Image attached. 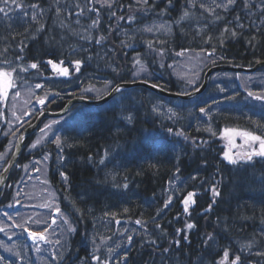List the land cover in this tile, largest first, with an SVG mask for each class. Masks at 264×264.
<instances>
[{
	"label": "bare ground",
	"instance_id": "obj_1",
	"mask_svg": "<svg viewBox=\"0 0 264 264\" xmlns=\"http://www.w3.org/2000/svg\"><path fill=\"white\" fill-rule=\"evenodd\" d=\"M84 1L86 2L83 3V0H44L45 3L35 7L38 10L50 7L52 19L49 22L51 23L49 28L47 27L43 34L45 38L43 42L44 44L52 42L53 45L47 47L45 51L42 47L36 46L37 41H33L36 45L27 42L21 44L22 49H11L10 47L4 52L0 51V70L10 73L11 78L18 86L25 82L44 84L46 85L45 90H50L58 95V98H49L44 106L50 108L54 113L65 110L60 117L62 119L68 117L69 120L67 124H63L64 127L61 131L69 139L70 135H75V132H92V126L87 125L85 121L81 122L80 127H71L76 117L80 116L83 111L94 115L101 108H107L110 115L108 127L114 132L112 139H108L110 140L108 143L117 151L113 154V149H107V147L103 150L96 149V154L100 157L95 160L94 157L88 156L86 168L95 171L99 178H114L116 183L106 184L111 189H118L127 183L128 188L123 187V191L131 193L133 189L131 187H137V180L134 182V179L133 181L128 179L129 167L133 166L130 164L131 162L136 161L140 168L144 167V169L152 171L153 168L148 167V162L157 163L160 161L161 167L157 168V172L162 173L161 177L158 178L153 173L150 178L151 184L154 185V196L161 195L162 187L169 185V181H172L176 176H180L190 183L186 188L178 189L180 197L177 198V204L173 203L165 207L169 213L178 209L179 205L184 206L183 200L188 192L196 193L194 206L197 203L203 204V202L205 205H211V201L215 200L213 207H216L219 202L227 204L232 202L235 196L241 197L249 193L251 190L244 187L246 181L264 178V158L253 157V160L250 161L251 165L244 161L234 165L225 158V153L239 159L240 156L251 151V147H259L258 142L249 140L242 134L244 132L264 136V104L262 103L264 102V58L258 63L242 66L229 57H225L224 53L229 48L227 46L231 47L232 44H238L241 47L249 46L250 50L256 47L249 45L251 39L244 38L242 40L238 33L240 31L245 37L249 35L250 31L257 41H264V0H235V3L231 4V8H228L229 10L225 9L223 1L196 0L195 5L198 7L196 6L195 9L197 8L198 12L188 8L187 0H171V3L169 0H147V3H144V0H118L119 7L114 14V19L117 20L111 19V15H104L106 10H101L97 6L96 0ZM224 1L228 2V0ZM156 2L160 10L158 13H154V10L150 8V5ZM185 12L188 13L186 17L184 16ZM85 13L89 14V20H85ZM157 20L169 23L168 28L160 36H155L147 30L140 31L138 27H135V25L143 27L147 24L146 28H148L150 23ZM93 21L96 23L94 24ZM181 23L186 24L183 27ZM80 27L81 29H79ZM225 28L229 31L225 32ZM37 30L39 31V29ZM233 30L236 33L235 36L232 35ZM10 33H16V30ZM1 40L3 41V39ZM229 49L231 50V48ZM40 50L42 53H39ZM17 53L20 55L17 56ZM103 57L111 59L112 69L109 67L106 69V66L101 64L100 61ZM185 59L192 62L204 59L201 61L205 65L203 72L200 73L199 82L191 88H188L184 81L188 78L191 79L195 72L185 73L175 69L176 64ZM137 60L140 61L139 64L136 63ZM48 61L53 63L49 64ZM76 61H80L78 71L76 70ZM32 63H37L38 67L31 68ZM188 65L189 69L187 70L189 71L197 69L195 64ZM63 68L68 69L67 75H63L60 71ZM87 71L101 72L107 79L104 83H99L98 91L100 92L106 85L108 86L99 96L84 93L80 85L65 88V84L68 85L72 81L79 80ZM32 72L37 73L38 76L36 77ZM139 72H142L141 77H137ZM215 81L216 86L214 85ZM127 85H131V87L126 89ZM201 87L204 90L201 91ZM117 88L120 92L116 90ZM155 89L160 91H153ZM192 93L199 95L195 98L185 99L182 97ZM258 97L260 98L258 99ZM103 99L107 101L99 107L77 102L78 100L99 101ZM158 104L169 106L170 112L168 111V114L155 113L154 106ZM201 108L206 112H201ZM174 112L176 113L172 116ZM44 114L45 112H40L38 118ZM128 117H131V120ZM44 121L50 122L49 117H46ZM104 130L106 131L105 128ZM89 140L95 141V138L90 137ZM166 140L169 144H161ZM73 141L75 145L72 141L67 145L73 149L74 158L77 159L78 154L82 155L80 149L83 146L75 142L76 140ZM33 142H27L25 148H30ZM66 142L61 141L60 144ZM17 143L18 140H12L9 136L0 138V154L10 144L16 145ZM52 143L56 144V139L52 140ZM174 145L176 147L173 150ZM90 147L92 149L93 144ZM105 151L108 153L106 158ZM176 152L177 154H174ZM133 153L137 159L133 158ZM125 154H129L134 161L127 160ZM160 154L164 156L163 160H160ZM23 156L25 159L24 163L20 165L21 171L17 167L14 169L19 174L17 179L19 194L16 192L13 194L21 195L26 207L28 206L27 198L28 201L32 199L36 201L34 200L36 196L29 197L32 195V185L29 192L20 191L21 175L25 174L24 170L34 175L37 171L35 167L30 166L35 162L46 164V161H41L43 158L36 157L35 151H31L21 154L17 164L21 162ZM102 158L105 161L103 164L100 163ZM80 160V158L77 159V161ZM216 160L232 169L228 174L229 181H220V173L224 176L225 168L219 170L217 167L212 169L207 166ZM72 165L76 167V162ZM46 167L49 170L48 175L45 171L43 173L42 169L41 171L43 176L52 183L55 194L59 196V206L62 207V201H70L69 193L80 199L81 203L90 205V199L94 194L83 185L73 183L66 172L67 164L61 163L58 170L50 165H45ZM4 169L5 167L2 166L0 179ZM69 170L77 172L76 168ZM50 171L55 174V177L50 175ZM61 173L66 174L67 179ZM10 176L0 193L9 183ZM140 176L143 179L146 178L144 174ZM232 185L238 187L233 189ZM213 186L220 193L217 197L212 194ZM225 193L228 194L225 195ZM120 199L122 198H119V201ZM114 203L116 204V202ZM116 205L119 209L124 208L120 204ZM29 209L35 208L29 207ZM145 209L146 216H150L152 208ZM121 211L124 213H122L123 217L131 218L128 215L129 211L127 213ZM3 212L6 215L9 214L6 211ZM206 214H201L200 222L205 220ZM136 217L137 215L131 219ZM79 218L81 217L79 216ZM167 226L170 227L171 224L168 223ZM251 226L256 228L255 223H252ZM30 228L35 229V226ZM150 228L152 230V225ZM180 230L188 238L187 244L192 246H199L200 242L197 239L206 242L214 241V239L207 240L204 235L200 236V232L191 233L193 235L191 239L189 232L184 229ZM160 233L161 228L155 224L154 235L151 233L152 235L149 237H138L136 241L142 244L146 241L152 243L154 241L153 245H155L161 241L162 237L157 236ZM169 233L170 231H164L165 242L180 241L181 234L172 237ZM259 233L262 235L263 229H260ZM250 240L247 239L242 243L245 245L248 242V255L259 254L256 252L259 248L256 251L251 249ZM139 248L141 249V247ZM185 252L187 253V250ZM1 255L5 259L7 258L10 263L12 262L9 254L3 248H1ZM192 256L199 260L203 255L197 250L192 252ZM60 260L59 264H64V261ZM177 262H179L178 264H192L180 258Z\"/></svg>",
	"mask_w": 264,
	"mask_h": 264
},
{
	"label": "trees",
	"instance_id": "obj_2",
	"mask_svg": "<svg viewBox=\"0 0 264 264\" xmlns=\"http://www.w3.org/2000/svg\"><path fill=\"white\" fill-rule=\"evenodd\" d=\"M42 3H45L44 0H22L20 6H23L27 9H33L37 6H41ZM150 8L154 10V13L160 12L157 2L153 5H150ZM113 20L117 19L113 18ZM185 24L186 23H181L183 27ZM230 27L232 28V26ZM36 29L37 28H33L32 30L26 29V31L22 30L13 34H3L2 36H0V51L4 52L10 47L11 49H22L21 44L30 42V40L36 35ZM44 29L46 30V28ZM238 33L242 40L244 38L251 39L249 45H251L252 47H256L250 50L249 46L241 47L238 44H232L231 47L227 46L231 48V50L229 48L226 49L227 52L224 53L225 57H229L234 62L242 66L251 65L258 63V61H262L261 59L264 58V41H257L250 34V31L249 35L246 37L244 36V34H242V31ZM42 34L43 33H38L37 31L38 38L42 37ZM1 39H3V41ZM37 42V45L34 43L31 44H34L37 47H42V49H44L45 51L47 50V47L53 45V43L51 42L46 43L47 46L46 44L42 46V39H38ZM39 53H42L41 50L39 51ZM19 55L20 54L17 53V56ZM109 117L110 115L108 114V110L106 107L105 109L101 108V110L94 113V115H89L86 112H82L80 116L76 117V120L73 122L74 124L71 125V127H80L82 121H85L87 125L92 126L91 133L75 132V135H70V139L69 137L67 138V140L69 139L67 141L68 143L72 141L73 145H75L73 140H76L75 142H77L80 146H83L80 149L82 150V155L78 154L77 157V159H81L80 161H77V159L74 158L75 153L74 151H72V148L67 145L63 146L61 144L57 146V144L52 143V140L50 142L51 145L48 148H43L35 152V156L40 158H43L45 153H49L51 157L50 166L57 170L60 168L61 163L67 164L66 172L69 174L67 175L73 181V183L75 185H83L87 190L91 191L94 194L92 199H90V205L81 203L77 197L71 195L70 193L68 195V199L70 201H62L63 209L69 211H71L72 209L73 212H78L81 217L79 218L73 216L74 218H76L73 219V222L76 226V232L71 238L70 248L66 254V257L62 259L64 261V264L67 260H69L70 255L73 253V251L74 253L76 252L79 254L78 258H80L81 255L84 254L86 255V257H89L92 260L95 257V249L92 248V246H94V243L88 240V231L92 224L87 218V215H89V206L92 205L98 208H103L108 205L107 202H115L116 199H118L119 201V198H123L126 201L130 199V191H123V186L118 189H111L108 186L109 183H116L114 178H99L95 171L86 168L88 156L94 157L95 160L100 157L96 154V149L103 150L106 147L107 149H113V146H110L108 143V141H110L108 139H112V136L114 134V132L108 127L110 123ZM104 128L106 129V131L104 130ZM90 137L95 138V141H90ZM55 139L60 140L59 135H55L53 140ZM91 144H93L95 149L94 147L91 149ZM116 151L117 149L114 148L113 154H115ZM125 157L127 158V160L134 161V159H137L134 153V159L129 154H125ZM159 157L160 160L164 159L163 156L159 155ZM24 159L25 156H23L21 162H19L16 166L17 168H19V171H21L20 165L24 163ZM7 160L4 162L3 166L6 164ZM75 162L76 167L75 165H72V163ZM130 164H132L133 166L129 167L128 179H130V181H133L134 179V182L138 181V190L136 191L138 193V197L130 200L131 202H128V204H124L123 207L130 212L129 214L132 213V215H137L145 209V207L143 206L144 200L146 198L154 196V185L151 184L152 181H150V178H152L153 173H155L158 178L161 177L162 173L160 174L157 172V168H160L161 164L160 161L157 163L148 162V167L153 168L152 171L144 169V167L140 168L137 165L136 161L131 162ZM207 166L212 169H214V167H217L219 168V170H223V168H225V170H223L225 172L223 174L224 176H222V174L220 173V181H229L230 178L228 177V174L232 169L226 167L227 165H225L223 162H219L218 160H216L214 162H210ZM70 168H76L77 172L74 173L70 171ZM141 174H144L146 178L143 179L142 176H140ZM50 175L55 177V174L51 171ZM18 178V171L13 170L9 179V183L3 188L0 193V226H3L4 222H12L13 224L22 226L23 222L26 221L25 216L28 215L27 212L29 211V207L24 206L25 203L21 195L13 194V192L18 193ZM245 185L246 186L244 187H248V189L251 190L249 193H247L249 194L250 198L247 197V194L241 197L235 196V199L232 200V202L230 201L227 204L219 202L216 207H213V201H211V211H205V209L208 208L207 206L209 205H205L204 202L203 204L197 203L196 206H191L189 208V212L191 213V215H189L188 213L184 212V206L181 207L179 205L178 209H176L178 210L177 212H175L176 210L173 211L168 215V218L166 220H159L158 223H156L157 226L161 228V233L157 235L159 238L162 237L160 239V243L158 242L157 244L153 245L151 241H146L143 244L134 241L128 252V262L126 264H178L179 262H177V260L179 258L192 264H222V262L223 264H231L236 255L241 256V264H264V255L255 254L249 256L247 252L248 242L245 245H242L243 241L251 239L249 241L251 249L253 248L254 250H256L260 247H264L262 246V243H264V237L259 233L260 229H264V178H257L253 181L248 180L246 181ZM56 186L58 187V185ZM231 187L235 189L238 186L232 185ZM132 188L133 187H131V189ZM227 194L228 193H225V195ZM114 208L116 210L119 209L116 205L114 206ZM152 210L155 211V208H152ZM3 211H6L9 214L6 215ZM165 212H167V210H164V213ZM174 213L176 215V217L174 218V222L170 227H168L166 222L169 218L173 217ZM202 213L207 214L205 215V220L200 222V216ZM70 215L72 216L71 213ZM187 223H194L195 227L191 230H188L185 228V225ZM252 223L256 224V228L251 226ZM50 227L51 226L48 225L44 228L49 229ZM164 227L166 231H170L169 234L172 237L176 236V233L178 235L181 234L179 244H177L175 240V243H173L172 241H164ZM180 229H184L190 234L194 232H200V236L204 235L205 237L211 235L214 237V241L206 242L197 239V241L200 242L199 246H192L191 244H187L188 238L184 236L181 231H178ZM192 238L193 235L191 234V239ZM3 247L8 249L10 245L6 241H4V238L0 234V264H11L7 258L5 259L1 255V248ZM139 247H141V249ZM185 250H187V253L185 252ZM197 250H199L203 255L202 258H200L201 260H198V258L196 259L192 256V252ZM225 252L228 253L227 260H225L224 257Z\"/></svg>",
	"mask_w": 264,
	"mask_h": 264
},
{
	"label": "rangeland",
	"instance_id": "obj_3",
	"mask_svg": "<svg viewBox=\"0 0 264 264\" xmlns=\"http://www.w3.org/2000/svg\"><path fill=\"white\" fill-rule=\"evenodd\" d=\"M21 1L22 0H17L16 4H12L11 0H9V4L7 6L0 3V7H4L5 12L7 13V15L0 13V36L15 30L16 32H20L22 30L26 31V29L30 30L34 26L40 25L47 19L50 13L49 6L44 9L39 8V10H21L19 9L22 7L20 6ZM221 1L224 2V5L226 6L225 9L231 8V4H228L227 1L218 0L217 2ZM85 2L86 1L83 0V3ZM96 2L97 6L101 10H106V12L103 13L104 15H114L119 7V5H117L118 0H107V2H105V0H96ZM195 2L196 0H190V2L187 0L186 5L188 8H191V10L194 9L198 12L197 8L195 9L196 6L198 7V5H195ZM168 24L169 23L163 20H157L154 23H150L148 28H146L147 24L143 27L136 25L135 27H138L140 31L143 30L144 32L145 30L151 28L152 31H149L150 33L155 36H160L163 32H165V29L168 28ZM79 29H81V27ZM37 31L38 30H36V33ZM42 44L44 45V42H42ZM204 59L196 62L185 59L176 64V71L185 73L195 72V75L193 74L191 79L188 78L184 81L188 88L198 84L200 73L203 72L205 65L203 64L204 62L201 61H204ZM100 62L102 65L106 66V69H112L110 66L111 59L103 57ZM188 64H195L194 66H197V69H191L192 71L187 70L189 69ZM141 76L142 72L137 73V77ZM104 81H107V79L105 75L101 74V72L87 71L79 80L72 81V83H68V85L65 84L64 86L67 89L80 85L84 93L99 96L103 92V89H107L108 87L106 85L101 92L98 91L99 83H104ZM215 83L214 85L216 86L217 83ZM45 89L46 85L44 84L37 85L36 83L25 82L23 85L18 86L13 83V87L8 88L5 95L0 97V118L3 116L8 118V126L5 127L3 131V138L7 137L16 125L22 124L26 119H28L34 111L41 110L47 103L49 97H53L55 95L53 92L46 94ZM41 100H43L44 103H41ZM262 103L264 104V102ZM168 108L169 106L165 107L158 104L154 106V111L158 114H168V111L170 112ZM195 112H197L196 109ZM175 113L176 112H174L172 116L175 115ZM188 114L191 115L190 113ZM194 116L195 114L193 113V117ZM68 120L69 118L66 117L65 119L51 121L44 125L38 137L34 140L33 144L27 149V151H36L41 148V146L45 145V143L51 139V136L57 132V129L63 124H67ZM0 135H2L1 132ZM17 137L11 138L16 141ZM37 141H39V143H37ZM66 141L67 137L64 139V142ZM67 144L68 142L66 145ZM161 144L169 143L168 140H166ZM33 145H35V147H33ZM14 146V144H10L6 147L2 154H0V170L2 168L3 161L9 152H11V149H14ZM175 147L176 145L172 147L173 150ZM174 154H177V152ZM160 156L163 155L160 154ZM50 160V154L45 153L41 161H46V164H39L38 162H35L30 166L35 167V170L37 171L34 175L27 173L25 170V174L21 175L22 185L20 187V191L27 193L30 191L29 188L32 185V195H29V197L36 196V199H34L36 201H33V199L28 201L27 198L26 204L30 208H35L32 211L27 212V221H24L22 226H18L12 222H4L3 226H0V234L4 238V241L10 245L8 249L4 247L3 249H5L6 253L9 254L11 258L10 260L12 261L11 263L13 264H59V260L66 257L70 248L71 238L76 232V226L73 222L72 216L79 217V213L76 211L73 212L72 209V212L65 210L63 207L58 205L59 196L55 194V189L52 186V183H50V181L43 176L44 171L47 175L49 173V170H47V167L45 168V165H50ZM188 184L190 183L183 180L180 176H176L172 179L169 185L162 187L161 195H158V197L154 196L146 198L143 202V206L145 208H156V211H154V213L152 211V214L148 217L146 216V209L137 214L135 219H131L134 218L136 214H128L131 218H126L122 215L123 212L121 210L125 211L123 207V209L117 210L114 208L116 204L123 206L124 204L131 202L130 200L133 198L138 197V193L136 192L138 190L137 187H133L128 201L122 198L120 201H115L116 204L114 202H107L108 205L103 208H98L92 205L89 206V215H87V218L92 224L88 231V240L94 243L92 248L95 249V257L98 256L100 259L96 260L93 258L92 260L89 257H86L85 254L78 258L79 254L76 252L74 253L73 251L69 260H67L65 264H126L128 262L127 255L133 242L136 241L138 237H149L152 235L151 233L154 235L156 222L163 219L166 220L168 215L172 213V211H170V213L165 212L164 215H162L165 210V203L171 199V203H169L168 206L173 204L177 198L180 197L178 189L181 188L182 190L183 188H186ZM125 212L127 213L128 211ZM175 217L176 215H173V217L169 218L166 223L172 224ZM65 220L67 223H65ZM137 221H140V223H137ZM49 224L51 227L44 231L42 228ZM69 225L75 230L71 231ZM150 225H152V230ZM31 226H35V229H29ZM32 233L36 234V238H33L31 235ZM40 234H43L44 239L39 238ZM176 235L178 234L176 233ZM262 236L264 237V229ZM129 237L132 238L131 242H129ZM256 252L264 253V248L261 247Z\"/></svg>",
	"mask_w": 264,
	"mask_h": 264
},
{
	"label": "snow or ice",
	"instance_id": "obj_4",
	"mask_svg": "<svg viewBox=\"0 0 264 264\" xmlns=\"http://www.w3.org/2000/svg\"><path fill=\"white\" fill-rule=\"evenodd\" d=\"M105 2H107V0H105ZM0 3H3L5 6H7L9 4V0H0ZM11 3L12 4H16L17 0H11ZM144 3H147V0H144ZM169 3H171V0H169ZM234 3H235V0H228V4H234ZM201 7H203V5H201ZM0 13H4L5 15H7V13L5 12V8L4 7H0ZM187 15H188V13L185 12L184 16L186 17ZM93 23L95 24L96 21H93ZM147 31H152V29L149 28V29H147ZM224 31L227 32V31H229V29L225 28ZM232 35L233 36L236 35L234 30L232 31ZM101 39H103V37H101ZM48 63L52 64L53 62L52 61H48ZM136 63L139 64L140 61L137 60ZM30 66L33 69L38 67L37 63H32ZM53 66L55 67V65H53ZM76 66H77L76 70L78 71L79 70V66H80V61H76ZM60 71L62 72L63 75H67L68 74V69L67 68L60 69ZM11 87H13V81H12V78H11V74L6 72V71L0 70V97L4 96L6 91H7V89L11 88ZM153 87H156V85H153ZM116 90L119 91L118 88ZM249 95H252V93H249ZM259 98L260 97H258V99ZM40 102L44 103L43 100H41ZM200 111L201 112H206V110L203 109V108H201ZM128 119L131 120V117H128ZM209 131H210V129H209ZM242 134L245 137H247L249 140L254 141V142H258L259 147L258 148L257 147H251V151H249L248 153H245L244 155L240 156L239 159H235L232 156H229L227 153H225V158L229 161V163L235 165V164L240 163L241 161L250 162V161L253 160V157L264 158V136L255 135V134L249 133V132H244ZM37 143H39V141H37ZM60 143H61V141L59 139H57L56 140L57 146H59ZM33 147H35V145H33ZM107 155H108V153H107V151H105V158L107 157ZM104 162L105 161L102 158L100 160V163L103 164ZM177 172H179V169H177ZM61 175L64 176L65 179H67L66 174L61 173ZM169 183H171V181H169ZM123 187L125 189H127L128 188V184L125 183L123 185ZM211 191H212V194H213L214 197H217V196L220 195L218 189L215 186H213L211 188ZM195 195H196L195 192H188L186 198L183 200L184 212L188 213L189 215H191V213L189 212L190 205L194 206L195 203H196V201L194 199ZM169 203H171V199H169L165 203V207H167ZM213 203H215V200H213ZM57 211H59V210H57ZM125 211H127V209H125ZM205 211H211V205H209L208 208L205 209ZM65 223H67L66 220H65ZM137 223H140V221H137ZM194 227H195L194 223H187L185 225V228L188 229V230H191ZM69 228H70L71 231L75 230V229L71 228L70 225H69ZM178 231H182V230H178ZM31 235L33 236V238H36V234L35 233H32ZM39 238L40 239H44L43 234H40ZM131 239L132 238L129 237V242H131ZM213 239H214L213 236H211V235L207 236V240H213ZM153 243H154V241H153ZM176 243L179 244V241H176ZM259 255H264V253H259ZM224 257H225V260H227V257H228V253L227 252L224 253ZM94 259L99 260L100 258L97 256V257H94ZM222 264H223V262H222ZM231 264H241V256L240 255H236L234 260H232Z\"/></svg>",
	"mask_w": 264,
	"mask_h": 264
},
{
	"label": "water",
	"instance_id": "obj_5",
	"mask_svg": "<svg viewBox=\"0 0 264 264\" xmlns=\"http://www.w3.org/2000/svg\"><path fill=\"white\" fill-rule=\"evenodd\" d=\"M262 65V64H261ZM126 87V86H125ZM131 85H127V88H130ZM204 90V88L201 87V91ZM155 92H159L160 90H153ZM117 92V91H116ZM115 92V93H116ZM120 92V91H119ZM189 96H182L183 98H195L196 96L198 95H194V93L192 94H188ZM107 100H99V101H91V100H78L77 102H83L85 104H88V105H91L93 107H99V106H102L104 105V103L106 102ZM72 105V104H70ZM68 108V107H67ZM66 108V109H67ZM65 111V110H64ZM63 111V112H64ZM63 112H60V113H45L43 116H41L40 118H38V120L32 125L30 126L29 128H27L19 137V140H18V143L16 145V148H15V152L14 154L12 155L10 161L8 162L7 166L5 167V169L3 170V173H2V176H1V179H0V190L1 188L3 187V185L7 182L12 170L14 169L16 163H17V160L19 158V156L22 154V151H23V148L25 147V145L27 144V142H29L30 138L33 136V134L35 133V131L39 128V126L41 125L42 121L46 118V117H53V118H56V117H60L61 113Z\"/></svg>",
	"mask_w": 264,
	"mask_h": 264
}]
</instances>
